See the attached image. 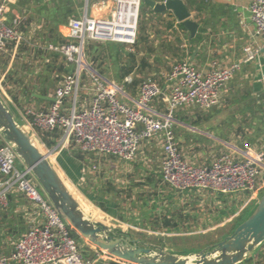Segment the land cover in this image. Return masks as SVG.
I'll return each mask as SVG.
<instances>
[{"label": "built area", "instance_id": "obj_1", "mask_svg": "<svg viewBox=\"0 0 264 264\" xmlns=\"http://www.w3.org/2000/svg\"><path fill=\"white\" fill-rule=\"evenodd\" d=\"M109 2L112 7L107 14L91 12L93 3L106 8ZM247 2L254 34L264 39V0ZM13 3L14 0H0V56L9 43H13L15 55L25 40L20 30L25 15L13 12ZM141 3L142 0H84L82 15L68 22L65 41L44 47L59 53L71 71L56 84L47 108L16 106L19 123L44 148L49 160L59 147L72 145L85 154L130 162L136 159L143 141L157 140L162 149L161 180L172 188L242 193L249 194L245 203L253 197L257 200L255 193L263 183L264 151L244 147L219 153L208 163L195 164L183 155L174 132L180 123L174 111L181 107L208 110L217 105L222 88L240 70L241 62L224 66L213 62L203 73L188 58L177 60L158 78L142 80L132 95L124 86L132 81L131 74L116 81L99 73L87 60L88 43L116 42L128 47L135 43ZM33 44L41 47L39 42ZM257 52H248L244 60H254ZM8 89L3 81L0 91L7 93ZM159 103L164 104V110ZM53 131L60 135L56 144L48 148L39 133ZM10 193L24 197L33 206L34 217L11 248L0 250V264H99L101 254L95 249L92 255L84 252L86 244L72 235L31 169L0 137V206H7Z\"/></svg>", "mask_w": 264, "mask_h": 264}, {"label": "crops", "instance_id": "obj_2", "mask_svg": "<svg viewBox=\"0 0 264 264\" xmlns=\"http://www.w3.org/2000/svg\"><path fill=\"white\" fill-rule=\"evenodd\" d=\"M185 3L187 4V1H185ZM32 6V4L30 7L23 6V8H21V6H19L21 10L25 9L24 7L28 8L27 13H24V15L26 17L27 14L31 19L28 24L29 27L26 28L27 35L31 39H33L32 37L36 30H41L40 26L52 24L51 20L43 17L42 14L38 15L32 11ZM12 8L13 12L20 13L15 7ZM83 9L84 0H82L80 8L77 9L76 17L82 15ZM188 9L191 13V19L199 24L196 33V35L198 34L199 40L192 43L188 36V32H183L180 34L182 38L181 45L173 44V50L175 49L174 51L176 53H178L179 49L188 53L186 58L203 73L209 70L213 62L217 63L219 66L228 65L237 61L241 62L240 70L237 71L234 77L222 88L221 98L224 94L227 95L234 91L237 93L236 91L242 90L243 88H249L252 92L250 97H234L229 102L226 101L227 104H224V106L228 108H233V106L237 108L231 110L230 116L233 117V119L231 123L228 122L226 125L227 132H224L225 130H222L224 126H221V128L218 127L219 129H216L220 131V134L213 135V129L210 130L212 127L211 123L208 124L207 120H204L205 122L202 128L206 132L196 135V128H188V126H185L179 121L180 123L174 127V132L183 155L193 163L202 164L210 162L212 158H200L197 157V153L202 150L200 143L205 142L207 139L211 140V138H215L212 137L211 134L223 140L222 143L225 144L224 151L226 152L244 147L264 151V118H261L262 114L259 109V105L261 103L263 104L264 101L258 98V94H262V90H264V39L254 34V27L249 19L247 0H195L190 7L188 6ZM168 13L171 14L169 19L173 20L174 28L178 29V22L170 11H168ZM162 16L165 17L166 14H162ZM76 17L72 16L71 18ZM71 18H69V20ZM69 20L64 24L58 25V32L63 37L66 33ZM169 31L171 32V30ZM23 33L25 37L26 33ZM167 36L170 37V33ZM175 47H177V49ZM252 51H258L255 59L252 61H245L244 59L247 53ZM17 52V49L15 55L12 54V50L9 52L8 64L5 66L6 68L4 67L6 73L9 69L13 71V68L19 67V64L14 60ZM22 57H24L21 59L22 61L33 63L35 68L37 67L36 62L38 61H35L34 58L31 59L35 57L33 50H30L27 55H22ZM19 71H22V69L20 70L19 68L18 72ZM4 72L2 74L0 73V84L3 85L4 81V85L9 87L8 91L6 90L8 93L7 104L9 108H13L16 112V106L25 105L27 103L39 109H44L49 106L55 86L49 87L46 94H41L36 88L40 87L41 89V85L36 86L35 83H32L30 87H28V89L32 91V97H28L23 94L22 83L17 81V77H14L12 82H9ZM37 73L38 71L35 69L33 74L36 75ZM160 82L163 84V80ZM244 82H248L249 84ZM242 83L244 87L241 89L239 86ZM9 90H13L17 96V102L13 101L11 93L9 94ZM195 119L197 118H193V120ZM192 128L194 129L192 130ZM206 144V146L211 147V144L214 143L209 142ZM76 153L82 152L72 145L69 147H59L54 152V161L59 167V171L57 168L56 171L60 173L63 181L68 187L70 184L77 191L75 198L83 209L89 212L91 216L95 217L96 220L110 227L121 228L125 223L123 221L126 217L123 214L125 212H132L133 216L139 214L138 212H134V210H130L128 205L130 206L136 202L133 193L134 190L137 188H140L142 191L148 190L147 185L151 182H153L151 186L154 187L156 193L154 196L161 198L162 206L166 202L173 200V198L174 200L184 203L182 208L175 207L171 213H169V209H165L163 213L164 216L172 213H178L179 216H183V212L189 211L193 214L194 212H201L208 218L211 217L214 220L217 218L218 220L214 222V224H216L215 226L221 227L224 223L229 222L231 219H235L232 214L229 216L221 215L222 211H227V209L235 206L236 201H238V205H240L239 208L242 207L241 209H243L246 204L243 197H226V195L222 193L199 189L181 191L162 182L160 176L162 149L160 142L157 140L143 141L136 159L130 162L120 161L115 157L112 159V156L90 153H82L83 158L79 159L75 156ZM148 159L155 160L158 163V173L154 176L155 179L152 177L153 174L150 173L151 176L143 175V179H134L135 182L136 180H139V182L137 186H134L136 184L132 185L131 180L135 178V168L133 166L138 160L145 162L149 161ZM82 169H85V171L83 172ZM145 176H147V178ZM120 188L128 189V192L130 191L129 194L126 197H121L122 194L119 192ZM164 199L167 201H163ZM230 201L232 202L230 203ZM7 207L8 212L3 225L11 221L10 223L12 226L21 227V233H24L29 226L30 219L34 217L33 206L19 193H15L12 197H9ZM185 222L188 223V220ZM178 225L179 224H177L176 227ZM161 228H164L162 224ZM17 238H12L11 241L13 242ZM9 248L11 247H7L5 251ZM84 248L88 254H94V249L92 247L84 245ZM259 253L258 249L250 254L248 256L250 260L244 264H264V259L259 257ZM101 256V261L107 260L105 255L101 254Z\"/></svg>", "mask_w": 264, "mask_h": 264}, {"label": "water", "instance_id": "obj_3", "mask_svg": "<svg viewBox=\"0 0 264 264\" xmlns=\"http://www.w3.org/2000/svg\"><path fill=\"white\" fill-rule=\"evenodd\" d=\"M157 14L170 11L190 38L199 24L183 0H142ZM0 137L31 169L38 184L70 231L84 244L123 264H241L264 243V193L229 235L197 252L184 254L144 243L128 233L89 218L64 185L55 167L31 140L0 96Z\"/></svg>", "mask_w": 264, "mask_h": 264}, {"label": "rangeland", "instance_id": "obj_4", "mask_svg": "<svg viewBox=\"0 0 264 264\" xmlns=\"http://www.w3.org/2000/svg\"><path fill=\"white\" fill-rule=\"evenodd\" d=\"M46 1V0H45ZM52 2H50L51 6ZM93 7H91V12L94 15H105L108 13V10L112 7V3H108L107 7H103V5L101 4H97L93 3ZM82 5V0H81V4ZM101 5V9L98 10V6ZM27 6V5H24ZM11 7H15V9L19 10V5L17 0H14V3L12 4ZM26 8V7H24ZM80 6L77 8L79 9ZM13 9V8H12ZM20 11V10H19ZM26 12L25 9H22L20 11L21 14H24ZM157 24V28L163 30L164 26L163 24ZM40 29H43L42 26H40ZM39 31V29H38ZM165 31V30H164ZM165 34H169L170 33V37L167 36V39H169L168 41L170 42H174V37L175 35L170 32L169 30L164 32ZM165 34H163L162 36H164ZM27 39L29 40V36L27 35ZM34 36V35H33ZM36 40V39H35ZM114 45H118L119 43L114 42ZM121 44V43H120ZM135 49L133 47H128L124 44V51L126 53V51H134ZM159 51V50H158ZM155 52L154 54L160 55L161 59L158 63H154L153 64V68H157L158 72L152 70L150 71L149 68H145V69H141L140 67L136 70V75L137 77L141 80V79H147L150 76H153L155 78H158L160 76V71H167L170 66L177 60H179V56L177 55V53L171 49V47L167 48H163L162 53L159 52ZM10 50L7 48L4 50V52L1 54L0 56V73L2 74L4 71V73H6V70L3 67V64L5 63L6 57L8 56ZM152 54L150 56L149 61L153 63V55ZM142 54H138V56H140ZM24 58L21 56L20 52L18 51L15 57V62H17V64H19L17 68H13L14 71H17V74L15 75V77H17V79L19 80V82H21V86L26 87L28 89V87H30V85L32 83H35L36 77L34 76V74L29 73V72H24V71H19L21 69H25L26 68V63L25 61H22L21 59ZM114 58H106V57H102L101 59H98L97 65H100V68L103 70V73L106 74V76L108 78L114 79L116 81H118V77L116 76V69L114 66ZM149 62V63H150ZM28 67H33L32 63H28L27 65ZM37 71L40 70V67L37 65V67L35 68ZM24 72V74H23ZM40 72V71H39ZM38 72V73H39ZM10 82V81H9ZM249 84L248 82H244ZM239 87H241V89L244 87V84L242 83ZM29 90V89H28ZM246 90V88H243L242 90H238L236 91L237 93L234 92H230L227 95L224 94L222 96V98L220 97L219 103L206 110V111H200L198 110L196 107H190V108H183V111H189L190 114H199L200 115V119L198 120V123H196V125H189V124H185L183 123L185 126L189 127H194L196 128V135L199 134H203V132H206L203 130V125H204V120H207L208 124L211 123L212 127L210 128L213 129V135H217L220 134V131L216 130L221 128V126H224V128L222 129L224 132H227V123H231V120L233 119V117L230 116L231 110L233 108L237 109L236 107L233 106V108L231 107H226L224 106V104H227L226 101H230L232 98L236 97L237 95L242 94L244 91ZM264 91V90H262ZM11 94H15L13 92V90H11L10 92ZM0 96L3 99V101L5 102V104L8 106L7 104V99H8V95L7 93L0 91ZM260 96V95H258ZM247 98V97H246ZM262 100L264 101V92L262 93ZM28 104V103H27ZM10 109V108H9ZM11 112L13 113L15 119L19 122V117L16 114V112L14 111V109H11ZM262 115L264 117V107H263V112ZM234 121V120H233ZM22 124V122H21ZM200 124V125H199ZM219 127V128H218ZM187 128V127H186ZM211 134L212 137H215L214 139L211 138L205 140L206 143H214L211 144V147L206 146L207 144L205 142L200 143L202 150L200 152H198L196 155L197 157L200 158H212L214 155L219 154L221 152H226L224 151V143L223 140H221L218 136H213ZM38 142V141H37ZM205 143V144H204ZM204 147V148H203ZM240 147V146H238ZM50 161L53 162L52 165L55 167V169L57 168V170L59 171V167L57 166L56 162L54 161V153H52V155L49 157ZM113 159V157H111ZM115 159V158H114ZM117 160V159H115ZM149 160V159H148ZM62 161V160H61ZM118 161V160H117ZM63 162V161H62ZM17 166H19L18 163H16ZM157 162L155 160L150 159L149 161H137V163H135V165L133 166L135 168V178H132L131 180V184H138L139 180H135L134 179H143V175H150V173L153 174V179L154 176L157 175V171H158V167H157ZM197 164V163H195ZM199 164V163H198ZM156 170V172H155ZM59 173V172H58ZM60 175V173H59ZM141 175V176H140ZM61 176V175H60ZM147 178V176H145ZM62 178V177H61ZM145 178V179H146ZM263 183H260L261 188L255 193V195L258 197V199L260 198V196L264 193V176H263ZM152 180V179H151ZM66 184V183H65ZM67 185V184H66ZM151 185H153V182L149 183L148 186V190H141L140 188H137L134 190V197L136 202H134L132 205H128L130 210H134V212H138L139 214H135L133 216L132 212L130 213H123L126 217L124 218V225L120 227H111L113 230H119L122 231L124 233H128L130 235H132V237L153 245L155 247H161L163 249L166 250H171V252H178V253H184V254H191L194 252L199 251L200 249L212 245L217 241H220L224 236L229 235L232 230L234 229V225L239 222L245 215H248V213L254 208V206L256 205L257 200L253 197L251 200H249L243 207V209H241L242 207L239 208L240 205H238V201H236L235 206H233L230 209H227V211H230L231 209L234 210V212L232 213V216H234L235 218H239L238 221L236 219L234 220H230L227 223H224V225H222L221 227L219 226H215L216 224H214V222H216L218 219L216 218L215 220L213 218H208L206 215H204L201 212H194V214L192 212H183V216H179L178 213L174 214H166V217H170V219H174L177 221V224H179L175 229H166V228H161V224L163 222L164 219V211L165 209H169V213L173 212V209L175 207H183L184 203L177 201V200H171L170 202H166L163 206L161 205V198H158L156 196H154L155 190L154 187H152ZM68 187V186H67ZM69 190L70 192H72L74 195L77 194V191L74 189V187L72 185L69 184ZM131 190V189H129ZM164 190V189H163ZM119 192L122 194L121 197H126L129 192L128 189H123L120 188ZM226 197H243L244 199H246L247 197H249V194H242V193H238L235 194L234 196L232 194H225ZM77 200V199H76ZM163 201H167V200H163ZM232 201H230L231 203ZM229 203V204H230ZM80 204V203H79ZM168 205V206H165ZM143 206V207H142ZM81 208L83 209V207L81 206ZM172 210V211H171ZM84 212L86 213V215L93 219L96 220L95 217L91 216V214H89V212H87L86 210H84ZM242 213V216H239ZM193 215V216H192ZM188 220V223H186L185 221ZM98 221V220H96ZM173 221V220H172ZM187 224V225H186ZM215 226V227H214ZM145 227V228H144ZM12 245V241H9L8 243V247H11ZM261 248V247H260ZM259 248V249H260ZM262 255H264V248L262 250ZM106 259H110L109 257H107L105 255Z\"/></svg>", "mask_w": 264, "mask_h": 264}, {"label": "trees", "instance_id": "obj_5", "mask_svg": "<svg viewBox=\"0 0 264 264\" xmlns=\"http://www.w3.org/2000/svg\"><path fill=\"white\" fill-rule=\"evenodd\" d=\"M187 1V7L191 6L192 3L195 2V0H186ZM50 2H52L51 6ZM33 5L31 7L32 11H34L38 15H43V17L51 20L52 24L49 25H43L41 30L35 31L33 39H27L25 36V40L20 43V45L17 47V51H19L22 55H27V53L30 50L34 51L35 57L34 60L38 61L36 62L37 65L40 67V72L34 75L36 77L35 84L36 86L41 85L40 87H36L38 92L41 94H46L47 89L49 87L56 86V84L59 82L62 75L66 74L67 72L71 71L72 67L67 64L64 60V58L57 52L50 51L45 49L44 47L47 44H57L62 43L65 41V38L59 34L58 32V25L66 23L69 18L72 16H77V8L81 6V0H18V5L23 8L24 5H27L30 7V5ZM21 8L19 7V10L21 11ZM27 13L28 8H25ZM162 14H166L165 17L162 16ZM171 16L170 13H154L147 4L141 3L139 8V15L137 20V34H136V40L135 43L131 46L135 50L132 51H124V44H118L114 45V42H105V43H88L85 47V53L87 60L89 63L101 74L106 75L103 73V70L100 68V65H97L98 59H101L102 57L106 58H114V66L116 69V76L118 77V81H122L123 78L129 74L133 76L132 81L130 83H126L125 89L130 92L131 94H135L136 88L138 84L143 80L139 79L136 75V70L140 67L141 69L149 68L150 71L154 70L158 72L157 68H153L154 63H158L161 59L160 55L154 54L158 50L160 53H162L163 48L171 47L173 49V44L181 45L182 38L181 33L186 32V29L178 23V29H175L173 26V20L169 19ZM30 17L26 14L25 19L22 21L20 25V30L27 33V29L29 27ZM163 23L164 29H158L157 24ZM168 30H171V32L175 35L174 42H170L167 40V34L164 32ZM165 34L164 36H162ZM36 39V40H35ZM192 43H195L199 40L198 34L194 38H190ZM34 42H39L41 44V47H36ZM13 43H9L6 46V49L8 48L10 51L13 48ZM43 47V48H42ZM177 49V47H175ZM175 50V49H174ZM158 51V52H159ZM138 54H142L138 56ZM153 55V63L149 61L150 56ZM177 55L179 56V60L186 58L188 56V53L183 52L182 50H178ZM9 55L6 57L5 63L3 64V67H5L8 64ZM33 61V60H32ZM150 62V63H149ZM28 63H26V68L22 69L24 72H30L34 73L35 65L33 67H28ZM33 66V63H32ZM6 68V67H5ZM17 72L14 70L12 71L9 69L6 73V78L12 82ZM149 78L156 79L153 76H150ZM17 81H19L17 79ZM23 94L28 97H32V91L27 89L26 87L22 88ZM9 90V94H10ZM251 89L246 88V90L240 94L237 95L235 98H246L251 96ZM264 92V91H263ZM258 98L262 97V94H258ZM11 97L13 101L17 102V96L14 94H11ZM257 97V96H256ZM262 99V98H261ZM159 108L164 110V104L159 103ZM264 103L259 105V109L261 110V114L263 112ZM183 108H190V107H181L174 111V117L185 124L189 125H196L198 123V120L200 119L199 114H190L189 111H183ZM13 108H10V110ZM198 109V108H197ZM200 111H203L201 109H198ZM197 118L193 120V118ZM261 118H264L263 115H261ZM43 142L48 148L53 147L60 135L59 131H53V132H40L39 133ZM35 139V138H34ZM37 142V140L35 139ZM38 143V142H37ZM38 145L44 150V148L38 143ZM222 153V152H221ZM218 155V154H216ZM76 157L79 159L83 158L82 153H76ZM215 156V155H214ZM149 180V179H148ZM138 184L134 185L137 186ZM15 193H10L8 195V201L7 206L9 203V197H12ZM74 195V194H73ZM235 195V194H232ZM76 197V195H74ZM2 207L0 206V250L5 251L8 247L9 241H11L12 238H17L18 236L22 235L21 233L22 228L18 226H12L11 221H8L6 225H3V222L6 219L7 214V208L8 207ZM234 212L233 209L230 211H222L221 215L229 216ZM242 216V213L239 215ZM247 215H245L240 221H242ZM240 218V217H239ZM239 218H235L237 221ZM173 220V221H172ZM170 219V217H164L162 225L164 228L168 229H175L177 225V221L174 219ZM239 221V222H240ZM237 222L234 227L239 223ZM72 233V232H71ZM72 235L78 239V237L72 233ZM10 239V240H9ZM79 240V239H78ZM155 247V246H154ZM261 247V248H260ZM259 249V257L264 259V255H262V250L264 248V243L260 246ZM157 248V247H155ZM84 252H86L85 248H83ZM7 251V250H6ZM98 252V251H97ZM101 254V253H100ZM250 260V257L247 258L244 262L241 264L247 263ZM99 264H123L119 261L108 259L105 261H100Z\"/></svg>", "mask_w": 264, "mask_h": 264}, {"label": "bare ground", "instance_id": "obj_6", "mask_svg": "<svg viewBox=\"0 0 264 264\" xmlns=\"http://www.w3.org/2000/svg\"><path fill=\"white\" fill-rule=\"evenodd\" d=\"M31 140H32V142L43 152V153H45V150H43L39 145H38V143L35 141V139L33 138V137H31ZM59 174V173H58ZM60 176V175H59ZM60 178H61V176H60ZM62 179V178H61ZM62 181H63V179H62ZM63 183H64V185L67 187V185L65 184V182L63 181ZM67 189L69 190V188L67 187ZM70 191V190H69ZM72 195H73V193L72 192H70ZM73 197H75L74 195H73ZM76 199V198H75ZM79 203V202H78ZM80 205V204H79ZM80 207H81V205H80ZM84 210V209H83ZM99 221V220H98ZM101 222V221H100Z\"/></svg>", "mask_w": 264, "mask_h": 264}]
</instances>
